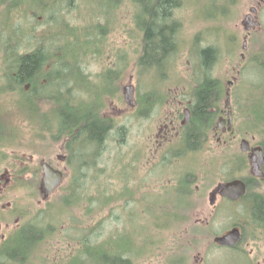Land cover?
<instances>
[{
    "label": "trees",
    "instance_id": "obj_1",
    "mask_svg": "<svg viewBox=\"0 0 264 264\" xmlns=\"http://www.w3.org/2000/svg\"><path fill=\"white\" fill-rule=\"evenodd\" d=\"M86 1H89V6L100 2L98 12L89 10L91 14L83 16L80 9L85 7V0H39L41 3L33 13L42 18L45 13L43 20H34L35 15L29 14L30 9H33L32 5L26 0H21L28 5L24 9L20 8L21 2L17 3L16 0L6 2V13L14 11L23 17L27 16L29 26L22 38L14 43L10 40L0 42V95L10 97L7 98L10 113H0V132H7L8 127L14 129L4 122L5 116L10 115V119L25 122L31 127L35 124L37 137L63 143L65 163L70 174L69 184L60 194L59 202L69 211L71 207L82 209L77 218L70 216L72 211L67 215L72 220L69 219L66 229L73 225L77 237L67 241L69 246L75 247L66 258H74L75 264H140L145 257L161 252L160 256L164 254V258H160V262L170 264L168 255L175 249L165 246L167 236L163 231L185 219V210L191 206L190 197L195 191L193 183L198 180V175L191 168H184L183 175L174 178L177 183L172 187L184 197L186 203L174 201L168 209L158 207L159 211L170 212L171 216L124 219L119 212H125L128 206L136 202L140 204L141 201L138 198L130 201L133 199L134 180L131 185L126 181L127 177L118 178V188L115 184H102L106 180H101L100 177L106 174V168L100 167L99 163L104 152L111 148L109 142L123 144L129 131L126 123L121 121L125 116L114 117L106 114V110H109L111 104L124 102L118 80L122 78L124 71L129 70L132 65L130 62L134 63L132 66L137 78L144 77L145 74L151 77L156 72L162 79L169 78L166 71L171 68L172 59L178 52V33L182 28V22L175 16L176 10L185 0ZM53 6H57L56 13H51ZM122 7L126 9L125 17L114 15L117 11H122ZM127 12L130 13L131 23L126 21ZM73 18L75 21L71 24L70 20ZM43 23L48 25L47 31L43 30L44 33L38 34L37 27ZM123 23L126 25L123 26ZM54 24L63 28L61 33L52 31ZM117 25L128 35L126 44L121 47L112 44L107 38ZM3 27L5 28V23ZM128 45L132 48V54H127ZM105 53L109 60H104L106 63L102 71L93 74L95 77L92 80L89 79L91 74L86 73V60L91 56L99 58ZM218 55L216 46L204 45L197 56L198 64L191 72L192 75L188 73L182 79L189 87L187 103L191 115L174 143V146L178 144L180 148L172 150L173 161L179 157L187 160L193 156L198 157V151L205 145L209 133L215 127L217 116L223 109L226 87L221 78L213 75ZM96 78H99V83L94 82ZM176 79L178 84L183 83L179 78ZM96 84L100 86L96 87ZM26 85H29L27 89ZM167 85L166 82L164 86ZM249 85L256 88L255 91L260 88V84ZM162 91L159 94L149 85L148 89L137 96L142 106V117H145L143 114H146L153 103L160 104L164 100V94H170L167 88ZM81 93L89 94L88 101L83 100ZM235 93L233 91V97ZM235 101L246 100L239 94ZM255 102L256 108L248 110L251 112L250 116H243V126L249 131L262 125L258 110L264 105V96ZM132 117L138 118L137 111ZM5 144L10 143L0 139V147ZM0 154L1 157L3 154ZM137 155L138 151L133 153L134 158H138ZM205 164L208 169L201 173L209 183H213L209 174H213L216 167L206 160ZM171 165L173 167L174 162ZM89 171L94 179L90 184ZM22 173L19 170L18 174ZM32 180L31 178L27 182L30 187L34 186ZM115 190L117 193L114 195H106ZM122 190L128 191V195L123 196ZM46 210L48 209L44 211ZM48 212L40 211V214L31 216L28 221L19 223L10 231L0 245V264H33L31 258L37 247L40 245L44 252L43 244L48 240V235L53 234L54 229L59 228L65 220L63 215L66 214L63 212L56 214L57 217L61 214L60 222L51 218ZM24 215L25 213H20L18 217L22 219ZM162 218L166 220H161ZM191 231L200 237L205 229L191 224ZM191 240L196 241V237L193 235ZM183 243L190 247V244ZM49 256L45 253L40 258L44 261ZM62 256L56 254L54 263L61 264Z\"/></svg>",
    "mask_w": 264,
    "mask_h": 264
},
{
    "label": "rangeland",
    "instance_id": "obj_2",
    "mask_svg": "<svg viewBox=\"0 0 264 264\" xmlns=\"http://www.w3.org/2000/svg\"><path fill=\"white\" fill-rule=\"evenodd\" d=\"M7 1H0V42L10 40L14 43L17 39L22 38L24 31L29 26V22L27 23L26 21L27 16L23 17L17 12L6 13L5 7L7 6ZM16 1L17 3L21 2V0ZM257 1L185 0L184 4L176 10L175 16L182 22V28L178 33V52L172 59L171 68L169 71H166L169 78L166 80L162 79L157 72L153 73L151 77L145 74L144 77L138 76L137 78L136 70L132 66L134 63L131 61L132 65L129 67V70L124 71V75L118 80L121 89L119 90L120 95L122 98L125 96L126 102H130V104L135 99V96H138L141 92L143 93L145 89H148L149 85L158 91L159 94L163 93L162 89L164 88H167V91L170 92V94H164V100L160 104H157L156 108H153V111L147 117L137 119L124 117L121 121H124L129 129L127 137L123 141L124 143L119 145L115 144L114 141H110L109 144L112 150L109 147L101 157L102 160L99 166L104 169L106 168V174L100 177L101 180H106L102 184L110 183L117 185L118 178L127 177L126 181L131 185H133L132 180H134L133 199H130V201H133L134 198L141 200L140 204L136 202L128 206L127 210H124L125 212H119L122 218L146 217L147 219H151V217H155L156 215L171 216L170 212L159 211L158 207L162 206L168 209L174 201L186 203L184 197L180 196V193L172 187L177 183L174 178L178 177V175L181 177L184 173V168H191L192 172L199 177L193 183L195 191L190 197V201L192 202L190 207L192 208H186L185 219L180 221L179 224L173 225L170 229L163 231L164 235L167 236L164 240L165 246L175 249L174 252L168 255L167 260L170 264H246L247 259L245 254H239L228 248L219 247L215 243H211L213 242V236L222 234L227 230L228 222L231 220L230 216H227L229 211V204L227 202L222 203L218 212L219 214L217 212L216 214H211L208 208L210 195L217 186L216 183L220 181L218 180L219 177L225 178L227 174L232 173V168H234L235 163L231 168L230 156H227L230 155V150H226L225 154L222 153L223 147L215 145V138L210 136L212 132L209 133L208 141L201 148V151H198V157L193 156L190 160L181 157L174 158V161L170 160L172 150L180 148L178 144L170 148V155L168 154V156L162 157L159 160L153 159L151 150L155 149L154 144L163 139L162 136L159 137V134L163 133V130L167 132L168 145L166 144V148L172 146V143L177 140L171 125L168 123L167 117L174 111V107L170 103L168 104V102L180 100L183 105L188 102L187 92L189 87L182 79L186 78L188 73H191L195 66H197V56L200 55V50L204 45L211 44L219 50V55L213 66V75L221 78L226 88L229 87L227 82L229 80L233 81L231 89L237 95L241 94L244 96L247 103L246 106L248 105L247 111L256 108L254 106L256 104L255 100L264 96V0H261V3H259L261 5L258 13L259 26L253 29L255 36L252 40L250 41L247 38L245 48H243V42L246 40L245 34L247 30L243 21L246 14L251 13L249 10L250 5L255 6V8L259 6ZM26 2L32 5L33 9H30L29 14L35 15L33 16L34 20H43L46 17L45 13L43 14V18L33 13L37 5L41 3L39 0H26ZM88 3L89 1L85 0L84 4L86 8L80 9V13L83 16H86V14L90 15V11L93 13L98 12V8L100 7V2L91 3V6ZM26 7L28 5L21 2L20 8L24 9ZM121 9L122 11H117L114 15L125 17L126 9L123 7ZM56 11L57 6H53L51 13H56ZM126 16V21L131 23L130 13L127 12ZM70 21L71 24H74L72 21L75 20L73 18ZM4 23L5 28L3 27ZM122 25L126 24L123 23ZM47 28L48 25L43 23L42 26L37 27V33H44L43 30L47 31ZM62 29L60 25L55 26L54 24L52 31L61 33ZM126 37L128 38V35L124 34L122 27L118 25L107 36L109 41H112V44L115 43L120 47L122 44H126ZM80 41H83V39H80ZM126 51L127 54H132V48L129 45L126 46ZM107 58L105 53L99 58L91 56L86 60V73L91 74L89 75V79L92 80L95 77L93 74L102 71L106 63L104 60H109ZM176 78L182 80L183 83L178 84ZM94 82L99 83V78H96ZM166 82L168 85L164 86ZM249 84H260V88L258 87L259 89L255 91L256 88ZM129 85L131 86V90H134L133 98L129 94L130 89H126ZM99 86V84H96V87ZM81 94L84 96L83 100L88 101L90 98L89 94ZM5 96L3 94L0 95V113L2 115L10 113V109L8 110L9 103H7L9 101L7 98L10 97ZM234 97L236 98V94H234ZM126 102L118 103V105L111 104L108 107L109 110H106V114H112L115 117L120 114V110L118 109L120 108L122 109V114L126 115L130 112L129 105ZM163 103L165 104L163 105ZM180 109L183 113V108L180 107ZM258 111L261 112V110ZM250 113L248 111L247 115L250 116ZM9 116H5L4 122L14 127V129L8 127L7 132H0V139L10 143L7 146L5 144V146L0 147V153L3 154L1 156L3 159L0 157V160H2L0 164V231L8 236L10 231L19 223L28 221L31 216H35L37 213L40 214V211L43 213L49 211L50 217L60 222L61 214L58 217L56 214L63 212L66 214L63 215L65 220L59 228L54 229L53 234L48 235V240L43 244L45 248L44 252L41 251L39 245L31 259L33 264H55L54 257L56 254H61L63 255L61 259L62 263H59L75 264L74 258H66L65 256H68L70 251L74 250L73 247L75 246H69L67 241L74 240L77 237V233L74 231L73 225L68 229L66 227L69 219H71L68 217L71 211L70 216L77 218V216L81 215L80 210L82 209L71 207L69 211L66 206L59 202L60 194L69 184L70 171L68 166L65 168V178L60 188L46 198H43L42 191L38 190L40 187V185L38 187V183L42 176L39 168L40 162L48 160L51 164H57L56 159L59 155L64 156L63 160H65L62 149L63 143L61 141H52L49 138H39L36 135L37 126L35 124H32L31 127L25 122L20 123L18 120L10 119ZM244 123V120H241V123L239 120V131L240 126ZM262 129L263 125H260L252 129V132L258 135L262 133ZM232 146L236 148L235 145ZM232 146L231 150L233 149ZM138 150L139 154L137 156L139 158L137 159L134 158L133 153ZM63 160L58 161L63 163ZM205 160L206 162H211V165L216 167L212 172L213 174H209V178H213V183H209L205 175L201 173L208 169ZM170 162H174L173 167ZM60 167H62L61 164ZM18 170H23L21 176L23 181L28 182L31 178L33 179V187H20L18 185L14 175ZM90 173L89 171V184L94 181L92 179L93 175L91 176ZM220 182L223 183L224 181ZM140 183L141 188H139ZM115 193H117L116 190L109 191L106 195H114ZM122 195H128V191L122 190ZM45 209L48 210L44 211ZM20 213H25L22 219L18 217ZM6 214H15V216L8 219L6 218ZM161 220L165 221L166 219L162 218ZM191 224H198L199 228L205 229V231L201 232L200 237L191 231ZM191 233L196 237V241L191 240L193 236ZM183 242L190 244V247L184 245ZM45 253L50 256L43 261L40 257ZM160 253L154 252L152 256L145 257L140 264H164L160 262V258H164V254L161 257Z\"/></svg>",
    "mask_w": 264,
    "mask_h": 264
},
{
    "label": "flooded vegetation",
    "instance_id": "obj_3",
    "mask_svg": "<svg viewBox=\"0 0 264 264\" xmlns=\"http://www.w3.org/2000/svg\"><path fill=\"white\" fill-rule=\"evenodd\" d=\"M257 3H261V0H258ZM249 7L251 13H247L243 21L247 30L245 38L251 37L253 29L259 26L258 13L261 5L259 4L258 8L251 5ZM132 103L134 106L133 115L137 111L138 118H141V102L135 96ZM169 103L174 107V111L167 117L168 123L173 129L175 137L178 138L182 127L185 125L182 124L183 113L188 110L191 115V111L187 108L186 103L183 105L180 100L170 101ZM246 104V101H235L233 106L224 107L218 116V120H224L223 124L221 127L214 129L211 133L212 135L210 134V136L215 138V145L223 147L222 151L224 153L226 150H230L231 168L234 163L235 165L231 174H227L225 178L219 177L218 180L224 182L218 181L216 183L217 186L215 185L216 187L209 198L208 208L211 214H216V212H219L222 203L227 202L229 204L227 216H230L231 220L228 222L227 230L219 234V236L236 230L238 238L233 245L222 247L239 254H245L246 264H264V105L261 107L260 112L263 129L258 136L253 134L254 132L248 131L243 125L240 126V131L238 130L239 120L241 123L243 116L248 113ZM156 106L157 103H153L150 109L145 112L146 114L143 115L148 116ZM180 107L183 108V113ZM230 116L231 124L229 122ZM162 132L159 137L162 136L163 139L154 144L155 149L151 150L154 160H159L166 156L164 153L170 148V146L166 148L168 145L167 132L164 130ZM232 145H235L236 148ZM231 146L233 147L232 150L230 149ZM58 158L59 160L63 159L60 155ZM234 179L243 182L245 191L238 198L230 199L221 194V189L228 181ZM5 236L6 234L3 239L7 237ZM3 239L0 238V243Z\"/></svg>",
    "mask_w": 264,
    "mask_h": 264
},
{
    "label": "water",
    "instance_id": "obj_4",
    "mask_svg": "<svg viewBox=\"0 0 264 264\" xmlns=\"http://www.w3.org/2000/svg\"><path fill=\"white\" fill-rule=\"evenodd\" d=\"M231 84V82H229ZM228 96V95H227ZM188 119V112H186V118L184 122ZM223 120L218 123V126H221ZM42 187L46 194H49L56 185L60 183L63 177V173L60 170L54 169L46 162L42 163ZM245 191L244 184L241 180H232L227 182L223 188L221 189V194L229 197L230 199H236L240 195H242ZM238 233L236 230H232L225 235L217 237L215 240L217 243L222 245H233V243L237 240Z\"/></svg>",
    "mask_w": 264,
    "mask_h": 264
},
{
    "label": "bare ground",
    "instance_id": "obj_5",
    "mask_svg": "<svg viewBox=\"0 0 264 264\" xmlns=\"http://www.w3.org/2000/svg\"><path fill=\"white\" fill-rule=\"evenodd\" d=\"M29 86V85H28Z\"/></svg>",
    "mask_w": 264,
    "mask_h": 264
}]
</instances>
